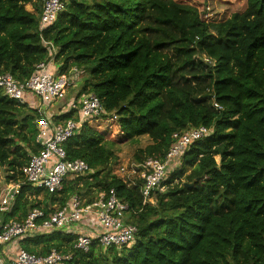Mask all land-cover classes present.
I'll use <instances>...</instances> for the list:
<instances>
[{
    "label": "trees",
    "instance_id": "obj_1",
    "mask_svg": "<svg viewBox=\"0 0 264 264\" xmlns=\"http://www.w3.org/2000/svg\"><path fill=\"white\" fill-rule=\"evenodd\" d=\"M217 1L228 6L220 18L207 0H65L40 29V0H0V72L21 83L40 63L54 74H88L67 104L54 99L41 111L29 96L20 102L0 90V187L22 180L20 168L39 150L41 118L78 119L86 93L103 108L63 144L66 158L89 171L54 193L22 182L0 218L113 189L137 230L130 245L95 239L87 252L74 248L77 234L58 230L23 238L20 248L69 254L65 264H264V0ZM199 126L209 133L169 166L153 202L144 201L141 180L129 185L117 174L120 164L113 173L116 145L147 136L134 160H163L175 132Z\"/></svg>",
    "mask_w": 264,
    "mask_h": 264
},
{
    "label": "built area",
    "instance_id": "obj_2",
    "mask_svg": "<svg viewBox=\"0 0 264 264\" xmlns=\"http://www.w3.org/2000/svg\"><path fill=\"white\" fill-rule=\"evenodd\" d=\"M40 4L39 27L43 29L63 10L65 0H40ZM37 69L38 73L23 83L14 79L8 72H0V90L6 96L20 102H24L27 96H32L39 103L37 110L41 111L43 102L64 98L66 88L75 85L79 75V69L76 67L58 74L47 70L44 63H40ZM78 102H81V107L79 118L76 120L69 119L59 124L49 122L46 116L39 120L35 139L39 150L31 154L27 163L20 168L21 181L8 182L0 187V214L9 210L22 182L54 193L62 189L67 177L75 174L84 175L89 171L88 165L82 159L66 158L63 144L77 132L86 118L100 115L103 108L94 94L82 96ZM70 105L72 108L76 107L73 101ZM208 133L209 130L204 126L175 132L172 135V145L163 160L148 157L141 162H132L129 166L120 164L117 174L130 185H135L137 180H141V194L144 201H149L187 147ZM127 211L128 204L118 197L113 189H109L107 192L99 193L90 202L83 196L74 194L66 204L49 209L48 212L43 208L34 207L19 220L4 221L0 218V264H64L71 258L69 254L52 250L47 255L38 256L20 247L17 253L13 254L9 249L12 243L19 245L21 239L37 234L56 230L70 232L69 226L79 222L85 215H92L97 220L100 231L96 235H78L74 241V248L87 252L95 239L102 247L130 245L135 240L137 230L135 225L126 222Z\"/></svg>",
    "mask_w": 264,
    "mask_h": 264
},
{
    "label": "rangeland",
    "instance_id": "obj_3",
    "mask_svg": "<svg viewBox=\"0 0 264 264\" xmlns=\"http://www.w3.org/2000/svg\"><path fill=\"white\" fill-rule=\"evenodd\" d=\"M192 1L199 2L202 0H192ZM207 2H209V6H208L210 9L209 14L212 18H220V17L224 16V13H226L228 11V6L221 4L217 0H207ZM26 8L31 10V6L29 4L26 5ZM49 65H50V67H52L55 64H54V62H51V63H49ZM85 79H88V74L86 73V71L84 69H82V71H81V69H79V75H78L76 84L71 85V86L66 88V91L64 93L65 97L62 98V100L65 102V101H68L70 98L75 97V94L79 90L80 86H82V84L84 83L83 81ZM86 94H84V95H86ZM59 100H61V99H59ZM61 102L62 101H60V103H58V106H59V104L62 105ZM148 143H149V138L147 136H141L140 138L137 139V142H135V143H129L128 142V143L116 145L114 147V152L117 156V162L113 165V173L114 174L116 173V168H114V166L116 164L129 166L130 163L136 162L133 158V154H134L135 149L137 147H144ZM169 175H170V170H169L168 176ZM1 177H3V173L0 171V178ZM81 194H84V193L82 192ZM151 200H153V196H152ZM151 200H149V201H151ZM126 216H128L127 213H126Z\"/></svg>",
    "mask_w": 264,
    "mask_h": 264
},
{
    "label": "crops",
    "instance_id": "obj_4",
    "mask_svg": "<svg viewBox=\"0 0 264 264\" xmlns=\"http://www.w3.org/2000/svg\"><path fill=\"white\" fill-rule=\"evenodd\" d=\"M52 67H53V69H55V66H52ZM52 67H51V69H52ZM29 98L31 100V103L34 102L35 103L34 105H38L37 100H34V98H32V96H29ZM60 101H62L61 103H62V105H64L69 100L64 102L61 99V100L58 101V103H60ZM60 105L61 104H59V106ZM98 195H99V193L96 195V197ZM69 231H70V233H74V234H77V235H81V234H88V235L95 234L96 235L100 231V226L98 225L97 220L92 215H85L79 222L69 226ZM12 245H13V248H11ZM12 245L10 246L9 250H12V253L16 254L17 250L19 249L18 243H12Z\"/></svg>",
    "mask_w": 264,
    "mask_h": 264
},
{
    "label": "water",
    "instance_id": "obj_5",
    "mask_svg": "<svg viewBox=\"0 0 264 264\" xmlns=\"http://www.w3.org/2000/svg\"><path fill=\"white\" fill-rule=\"evenodd\" d=\"M191 184H188V186H190Z\"/></svg>",
    "mask_w": 264,
    "mask_h": 264
},
{
    "label": "clouds",
    "instance_id": "obj_6",
    "mask_svg": "<svg viewBox=\"0 0 264 264\" xmlns=\"http://www.w3.org/2000/svg\"><path fill=\"white\" fill-rule=\"evenodd\" d=\"M122 178V177H121ZM130 185V184H129ZM101 193V192H100Z\"/></svg>",
    "mask_w": 264,
    "mask_h": 264
}]
</instances>
